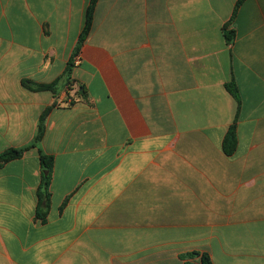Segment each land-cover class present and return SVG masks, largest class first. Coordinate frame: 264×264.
Masks as SVG:
<instances>
[{"label":"crops","instance_id":"crops-1","mask_svg":"<svg viewBox=\"0 0 264 264\" xmlns=\"http://www.w3.org/2000/svg\"><path fill=\"white\" fill-rule=\"evenodd\" d=\"M90 1L0 0V264H264V0Z\"/></svg>","mask_w":264,"mask_h":264},{"label":"trees","instance_id":"trees-1","mask_svg":"<svg viewBox=\"0 0 264 264\" xmlns=\"http://www.w3.org/2000/svg\"><path fill=\"white\" fill-rule=\"evenodd\" d=\"M244 0H238L236 6L234 7V15H236V12L238 10V7L242 4ZM98 0H91L90 3L88 4V8L86 10V15H85V22L83 29L81 30L79 42L77 44V47L75 49V55L76 56L88 37L90 30L93 25V19H94V13H95V8L97 5ZM235 31L233 29H229L228 27H225V36L229 42H233L235 39ZM74 67V57L69 61L67 70H66V76H67V81L68 83H72L71 80V74L72 70ZM58 81L51 83V84H37L35 82L31 81H23V85L25 88H27L30 91L33 92H42V91H50L52 93H57L58 90ZM227 90L233 95V97L240 103V98H239V92L237 86H235V83H230L226 85ZM50 112L49 108H46V110L43 112V114L40 117L39 125H38V130L37 134L35 136L33 144L27 147L23 148H10L5 150L4 152L0 153V168L5 165L8 162H11L16 159H20L22 155L31 149L32 147H38L46 130L45 126V120L46 117L48 116ZM224 151L226 154L230 155L233 154L237 148V134H236V124L231 126L229 129L226 137H224ZM40 152V158H41V165L43 169V187L40 191V198L45 200L46 205L48 204V197H49V187L51 178H52V172H53V158L51 156L45 155V153L42 152L41 149H39ZM43 203V202H41ZM45 213L41 215V219H44ZM183 259V264H214L211 256L206 253V252H197L193 251L190 253H187L182 256Z\"/></svg>","mask_w":264,"mask_h":264},{"label":"built area","instance_id":"built-area-1","mask_svg":"<svg viewBox=\"0 0 264 264\" xmlns=\"http://www.w3.org/2000/svg\"><path fill=\"white\" fill-rule=\"evenodd\" d=\"M74 64H75V65L79 64V60H78V59H75V60H74Z\"/></svg>","mask_w":264,"mask_h":264}]
</instances>
